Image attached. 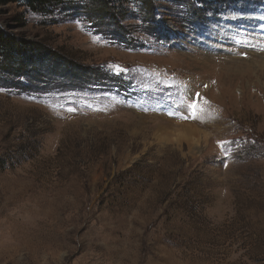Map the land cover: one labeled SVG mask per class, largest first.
Masks as SVG:
<instances>
[{
	"label": "rangeland",
	"instance_id": "rangeland-1",
	"mask_svg": "<svg viewBox=\"0 0 264 264\" xmlns=\"http://www.w3.org/2000/svg\"><path fill=\"white\" fill-rule=\"evenodd\" d=\"M98 6L0 5V264H264V0Z\"/></svg>",
	"mask_w": 264,
	"mask_h": 264
},
{
	"label": "trees",
	"instance_id": "trees-1",
	"mask_svg": "<svg viewBox=\"0 0 264 264\" xmlns=\"http://www.w3.org/2000/svg\"><path fill=\"white\" fill-rule=\"evenodd\" d=\"M29 7L32 10L40 12H48L52 8L64 3L66 0H0V5L19 2ZM99 6L96 8L97 12L103 16L116 15L122 13V8L116 7V3L121 0H92ZM126 1V0H125ZM103 7V8H102ZM151 7V6H150ZM100 8V9H99ZM153 9V8H152ZM151 9V10H152ZM96 10H94L96 12ZM24 42L18 41L11 34L7 33L0 27V64H10L12 59H15L18 55H24L20 51H23ZM35 46H30L33 49ZM7 65V66H8ZM9 68V66H8ZM10 69V68H9Z\"/></svg>",
	"mask_w": 264,
	"mask_h": 264
},
{
	"label": "bare ground",
	"instance_id": "bare-ground-1",
	"mask_svg": "<svg viewBox=\"0 0 264 264\" xmlns=\"http://www.w3.org/2000/svg\"><path fill=\"white\" fill-rule=\"evenodd\" d=\"M181 126L182 127V130H181V133H189V132H193V129H192V125L191 124H182Z\"/></svg>",
	"mask_w": 264,
	"mask_h": 264
},
{
	"label": "snow or ice",
	"instance_id": "snow-or-ice-1",
	"mask_svg": "<svg viewBox=\"0 0 264 264\" xmlns=\"http://www.w3.org/2000/svg\"><path fill=\"white\" fill-rule=\"evenodd\" d=\"M117 68H118V66H117ZM195 95H196V96H199L198 93H196ZM193 108H195V104L193 105ZM70 110H74V109H70ZM184 118L187 119V118H189V117H184ZM192 118H195V115H193ZM218 143L221 145V147H225L226 144L231 143V142H227V141H219Z\"/></svg>",
	"mask_w": 264,
	"mask_h": 264
}]
</instances>
